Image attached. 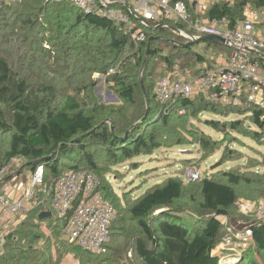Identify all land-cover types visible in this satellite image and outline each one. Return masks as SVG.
Here are the masks:
<instances>
[{"label":"trees","instance_id":"16d2710c","mask_svg":"<svg viewBox=\"0 0 264 264\" xmlns=\"http://www.w3.org/2000/svg\"><path fill=\"white\" fill-rule=\"evenodd\" d=\"M178 1L182 0H171L172 4ZM247 6L262 9L264 0L215 1L207 6L205 16L226 18L228 28L233 29L245 18ZM120 8L129 14L125 6ZM184 28L185 23L162 17L148 22L144 27L146 40L136 44L105 17L85 15L67 3L0 0V169L14 159L26 161L31 172L42 166L44 181L37 189L47 191L67 170L94 172L102 181L103 196L117 211L110 227L108 260H122L127 252L138 264H219L221 255L214 250L226 235L221 219L235 206L237 187L249 182L233 173H221L217 179L215 173L190 187L177 176L135 199L124 195L120 200L104 176L107 169L150 155L173 141L176 128H185L178 117L180 109L223 118L242 111L224 108L221 102L201 94L165 105L155 101V84L167 69L174 72L177 63L180 70L198 66L191 69L195 74L203 67L215 66L186 46L179 35ZM206 43L220 45L231 55V48L218 41ZM257 61L264 68V59L257 57ZM156 63L165 70L153 76L151 67ZM111 70L118 72L109 75ZM95 74L105 77L121 105L99 103L94 94L98 83L93 79ZM242 112L249 113V121L264 130V108ZM176 121L182 125L176 126ZM219 123L210 120L206 125L218 130ZM241 127L242 123L226 121L219 134L231 130L254 141L260 137V132L247 127L241 131ZM189 135L203 151L212 150L209 136L201 132ZM95 147L101 149L102 157L95 154ZM100 158L103 162L98 166ZM49 175L52 178L46 181ZM3 182L0 178V186ZM192 188L196 190L188 192ZM49 194L37 191L31 200L36 203L23 217L11 214L16 225L4 234L0 264H64L68 256L78 264H98L99 254L88 253L62 238V222L51 212ZM43 212L51 216L40 219ZM249 230L254 257H250L251 250L240 263H264V221Z\"/></svg>","mask_w":264,"mask_h":264},{"label":"built area","instance_id":"2783aa9c","mask_svg":"<svg viewBox=\"0 0 264 264\" xmlns=\"http://www.w3.org/2000/svg\"><path fill=\"white\" fill-rule=\"evenodd\" d=\"M16 1L6 0L7 3ZM47 1L70 4L85 15L103 16L115 23L118 30L136 44L146 40L144 27L148 22H156L162 17L175 23H185L186 28L179 31V35L188 42H195L204 36H217L223 40L224 46L232 50L224 64L213 68L203 67L196 74L190 71L184 76L174 71L160 78L154 86L155 101L165 105L178 98L191 99L195 95L210 93L211 100L227 99L235 106L264 107L261 101L264 68L257 57L248 51L264 53V35L257 33L253 24L257 17L264 18V8L255 10L247 7L245 18L230 29L226 18H206L207 6L200 0H182L174 4L171 0ZM120 6L127 7L129 14ZM115 72L118 71L111 70L109 75ZM5 169L1 168L0 177L7 175ZM201 175L196 168L184 171V178L190 181L200 179ZM106 180L109 181L108 178ZM30 181L28 192L17 200L0 193V216L10 213L23 217L31 206L29 203L32 198L37 196V191L47 195L51 193V212L55 219L62 222V237L88 253L100 254L106 251L110 242V227L117 218V211L103 196L102 181L94 172L67 170L51 182L50 190L47 191L37 189L44 181V169L39 166L32 172ZM247 235L251 238L249 229ZM4 240V234L0 233V245L4 244ZM218 251H222L221 246L214 250L215 253ZM222 260L220 258L219 264H222Z\"/></svg>","mask_w":264,"mask_h":264},{"label":"rangeland","instance_id":"374dc122","mask_svg":"<svg viewBox=\"0 0 264 264\" xmlns=\"http://www.w3.org/2000/svg\"><path fill=\"white\" fill-rule=\"evenodd\" d=\"M215 1L220 0H200L205 6H211ZM244 14H246V12ZM183 41L185 44L189 43L186 40ZM220 43L222 44V42ZM191 49L193 52L203 55L205 62L208 65H212L218 60L223 61L226 59L225 57L230 54V52L222 48V46L208 44L206 42L196 43L191 46ZM123 58L124 56L121 60H123ZM176 65L180 66L179 63ZM178 66L174 70L181 76L186 75L191 69L198 68L197 66L196 68H189L188 70H180L178 69ZM151 68H153V76L161 73L162 69L165 70L160 63L152 65ZM210 68L213 67L210 66ZM149 71L150 70H147L146 73H149ZM168 74H170L169 69H167L166 73L164 71L161 78L164 76L166 77ZM95 75H98L96 79ZM95 75H93V79L97 80L98 83L94 89V94L99 103L103 105H111L113 107L121 105V102L116 95L113 94L106 85L105 77L101 74ZM201 95H203L204 98L211 100L210 93ZM216 101L221 102V105L224 106V108L232 106L233 108L242 111H247L248 108L244 106H235L232 103H229L227 99H217ZM261 101L264 106V91ZM148 110L149 109L146 111ZM179 111H183V113L180 114ZM179 111L178 117H182L183 122H185V128H176L177 134H175V139L173 141L166 146H162L160 149L153 151L150 155H140L129 161L115 165L110 170L107 169L104 176H106L110 182L112 193L116 194L120 200L124 199V195L130 200L135 199L145 193L148 189L170 177L180 176L186 186L191 187L195 186L196 182H199L201 178L213 177L212 174L214 175L215 173H217L215 174L217 179L221 176V173H233L244 176L249 182L248 184L242 183L237 187L238 199L235 206L229 212L228 217L221 219L226 230V235H224L221 243L217 246H221L222 248V251H218L221 258H223L222 264L223 262L224 264H241L240 262L243 261L244 256H246V254L253 248V242L252 239L248 237L247 230L253 224L264 221V130L257 129V127L249 121V118L247 117L249 116V113L247 114L242 111H239L237 114L229 115L226 118L207 113H201L198 115L194 114L193 111L187 112V110L185 111L184 109H180ZM210 120L220 122V129L222 124L226 121H237L243 125L241 131L247 127L249 130L260 132V137L254 141L250 137H245L244 135L231 130L219 134L220 129L214 130L206 125V122ZM175 125L181 126L182 121H176ZM191 132H201L209 136L211 143H213L212 150L203 151L189 135ZM180 136L184 137V140H181ZM178 140L181 142L180 144L177 143ZM94 150L95 154L98 153L100 157L103 156V152L99 147H95ZM101 162H103L102 158L97 160V165L101 166ZM3 167L6 168V174H12L11 172L20 168L21 170L19 169L20 172L16 177L21 182L22 180L24 181V194L26 191L28 192L31 182V170L30 167L27 166L26 161L14 159ZM188 168H196L200 174H202L201 178L196 181H190L187 178L186 180L184 178V171ZM4 177L5 176L0 178ZM51 178L52 176L49 175L46 177V181H50ZM2 188L3 186H0V190ZM194 190H196V188L189 189L188 192ZM35 203L36 202L31 201L29 204L34 205ZM42 210L43 208L39 210V213ZM13 218L14 216L10 213L2 214L0 216V233L6 234L12 229L13 225H16ZM223 234L224 229L222 236ZM111 247H113V244ZM250 257H254L253 250ZM109 258H111V256L109 253L107 254L106 247V251L100 253L95 262L98 264H138L135 260L131 261L132 255L127 252L123 253L122 257H120L122 260L116 258L108 260ZM256 258L258 262L261 261L260 257ZM64 264L78 263L74 261L71 256H68L65 257Z\"/></svg>","mask_w":264,"mask_h":264},{"label":"crops","instance_id":"0c3cea01","mask_svg":"<svg viewBox=\"0 0 264 264\" xmlns=\"http://www.w3.org/2000/svg\"><path fill=\"white\" fill-rule=\"evenodd\" d=\"M253 24L256 28V32L264 35V18H262L260 16L257 17L256 19L253 20ZM224 61L225 60H223V61L218 60L214 63V65H223ZM19 169L11 172L12 174H7L4 177V182L1 185V187L3 186V188L0 190V193H3L4 195L11 197L13 200L19 199L24 194V192H23L24 181L22 180V182H21L16 177V175L20 172ZM31 175H32V172H31Z\"/></svg>","mask_w":264,"mask_h":264},{"label":"water","instance_id":"95a60500","mask_svg":"<svg viewBox=\"0 0 264 264\" xmlns=\"http://www.w3.org/2000/svg\"><path fill=\"white\" fill-rule=\"evenodd\" d=\"M206 41H218V42H222L223 40L217 36H204L202 38L197 39L195 42H189L188 44H186V46H192L195 43H199V42H206ZM151 42V40H149V43ZM149 45V44H148ZM148 47V46H147ZM249 53L253 54L254 56L258 57V58H262L264 59V53L261 52H256L254 50H248ZM98 75H95V79ZM144 89V88H143ZM116 99V98H115ZM51 216V214L49 212H43L39 215L40 219H44V218H49Z\"/></svg>","mask_w":264,"mask_h":264}]
</instances>
